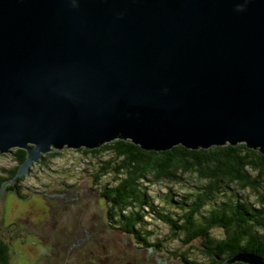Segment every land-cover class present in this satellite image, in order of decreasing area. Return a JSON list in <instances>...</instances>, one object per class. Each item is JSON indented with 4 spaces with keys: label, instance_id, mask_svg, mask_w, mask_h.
<instances>
[{
    "label": "water",
    "instance_id": "water-1",
    "mask_svg": "<svg viewBox=\"0 0 264 264\" xmlns=\"http://www.w3.org/2000/svg\"><path fill=\"white\" fill-rule=\"evenodd\" d=\"M115 139L264 155V0H0V153L26 151L0 198L43 154Z\"/></svg>",
    "mask_w": 264,
    "mask_h": 264
},
{
    "label": "trees",
    "instance_id": "trees-1",
    "mask_svg": "<svg viewBox=\"0 0 264 264\" xmlns=\"http://www.w3.org/2000/svg\"><path fill=\"white\" fill-rule=\"evenodd\" d=\"M74 150L92 158L97 167V173L92 175L93 183L104 175L110 176L99 191L100 205L106 208L109 221L144 245L155 244L160 248L151 239L154 230L146 227L150 221H158L182 238L185 245L199 239L208 261L183 257L185 264H223L238 253L264 258V155L257 149L237 143L196 150L175 145L156 152L143 150L130 140L115 139L96 148ZM13 151L16 165L2 168L0 184L16 174L26 157L23 149ZM52 152L43 154L36 163H44L47 156L60 155L58 151L54 155ZM103 153L111 156L103 159ZM31 173L29 170L13 186L8 185L9 190L18 186L14 192L17 198H24L20 183ZM160 182L179 184L185 190L180 199L170 203L171 196L176 194L172 187H167L162 200L173 206L170 208L173 212L167 206L155 205V197L148 193L146 184ZM214 228L221 230V236L211 234ZM3 236L0 229V264H12L15 252L7 239L13 240V236L6 240ZM28 237L31 242L32 237ZM166 255L173 253L168 251Z\"/></svg>",
    "mask_w": 264,
    "mask_h": 264
},
{
    "label": "rangeland",
    "instance_id": "rangeland-1",
    "mask_svg": "<svg viewBox=\"0 0 264 264\" xmlns=\"http://www.w3.org/2000/svg\"><path fill=\"white\" fill-rule=\"evenodd\" d=\"M13 150L7 153H0V174L3 167L8 168L16 165ZM57 151L53 150V155ZM58 152L60 153L59 156H47L44 163L36 164L32 169V173L26 175L20 183L24 198H17L14 193H10L0 199V229L4 234L2 238L6 240V237L13 236L11 237L13 240L7 239L15 252V254H12V264L49 263L50 260L43 256V253L48 254V243H51V240L52 242L55 241V238L52 237L51 239L43 230H51L55 222L58 231L70 228V225L75 221L81 226L89 225L93 221V224L97 225L96 228L101 227L100 216L104 205L98 204L100 197H97L95 192L100 191L103 182L110 179V176L104 175L99 182L93 183L92 175L97 173V167L93 165L91 157L74 149L63 148ZM102 155L101 158L103 159L111 156L110 153H103ZM188 179L190 180L191 177H188ZM146 185L148 186L149 195L155 197L154 204L164 208L168 207L169 212L174 211L170 209L173 206L162 200L167 187H172L176 194L171 196L172 200L170 203L177 201L180 199V195L185 193V190L181 189L182 186L179 184H164L160 182ZM53 189L68 192V197H73V199H58V207H47L51 203L47 199L48 196L41 195V192H49ZM77 195H80L78 200L74 199ZM250 199L253 198L250 197ZM58 209L61 212L59 215ZM45 214L47 215L45 216ZM145 219L147 220L148 218L146 217ZM16 222H19V224L17 225ZM146 227L154 230L151 239L158 246L164 248L163 251L172 252L174 259L183 262L182 259L185 257L188 260L208 261L202 253L199 239H195L190 245H185L182 242V238L172 234L166 225L158 221H150ZM67 231L69 234L71 233V230ZM120 233L118 231L117 234L119 235ZM16 234H18L17 238ZM211 234L213 236H221V230L214 228ZM20 235L22 237L18 239ZM28 235L33 239L31 242L30 238H27ZM83 245L79 246L80 250L89 247L88 243ZM93 247L95 248L94 245ZM114 247L120 248L119 244L114 245ZM72 254L73 252L68 255L67 247L58 245V264H65L67 256L70 259L66 263H71L73 260L71 256L74 255ZM37 256H40V258H37Z\"/></svg>",
    "mask_w": 264,
    "mask_h": 264
},
{
    "label": "flooded vegetation",
    "instance_id": "flooded-vegetation-1",
    "mask_svg": "<svg viewBox=\"0 0 264 264\" xmlns=\"http://www.w3.org/2000/svg\"><path fill=\"white\" fill-rule=\"evenodd\" d=\"M32 169L33 167L30 169V173ZM17 189L18 186H15L9 190L7 186L0 199L10 193H14ZM68 194V192L58 191L57 189L41 192V195L48 196L47 199L51 203L48 205L46 203L47 207H58V199L67 198L72 200L73 197H68ZM95 194L101 199L98 191ZM78 196L80 195H77L74 199L78 200ZM98 204L100 205L99 200ZM102 209V217L100 216L101 227L99 228H96L97 225L93 224V221L86 226H81L75 221L70 225V228L65 230L61 229V231H58L56 222L53 223L51 230H43L51 239L54 237L55 241L52 242L51 240V243H48V254L43 253V256L47 257L50 262L42 264H58V245L67 247L68 255L73 252L74 255L72 254L73 256H71L73 260L68 264H184L181 260L174 259L173 256H167L168 252L165 253V250L163 251L164 248H158L155 244L144 245L131 234L121 230L118 224L109 221L106 215V208ZM59 213L61 212L58 209V215ZM67 230H71V233L69 234ZM118 231L121 232L119 235L117 234ZM87 243L89 244L88 248L79 249V246ZM116 244H119L120 248L114 247ZM96 249L98 250L96 251ZM37 258H40V256H37ZM69 259V256H67L65 261L67 262ZM66 262L65 264H67Z\"/></svg>",
    "mask_w": 264,
    "mask_h": 264
}]
</instances>
